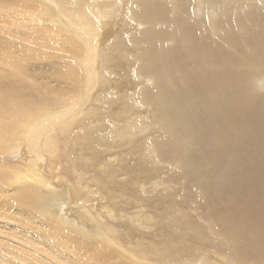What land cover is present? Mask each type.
I'll return each instance as SVG.
<instances>
[{"label":"bare ground","instance_id":"bare-ground-1","mask_svg":"<svg viewBox=\"0 0 264 264\" xmlns=\"http://www.w3.org/2000/svg\"><path fill=\"white\" fill-rule=\"evenodd\" d=\"M6 1L0 0V21L11 25L15 14L1 9ZM8 1L13 6L16 0ZM55 1L73 22L71 2ZM89 1L79 0L78 12L84 14ZM17 3L26 6L23 0ZM247 3L251 4L248 8ZM96 5L101 6V13L93 11L97 20L90 16L91 20L117 16L116 23L105 25L111 38L100 41L107 48L103 52L106 82L112 77L109 68L114 60L125 67L118 73L120 86L117 88V83L115 89L101 95L108 105L104 113L95 109L90 112L95 122L104 123L109 130L98 141L86 137L89 142L82 156L75 153L77 140L69 139V128L60 132L63 139L56 133L46 145V150L54 153L50 161L56 167L91 174L89 184L94 187L83 191L77 187L84 186H74L81 193L68 203L71 209L68 207L66 215L70 219L62 217L58 224L57 217L64 208L51 209L39 186L28 184L25 168L12 175L9 168H0V190L17 194L55 228L45 247H12L9 252L11 245L0 241V264H20L22 257V264L111 263L110 256L121 254L98 237L94 222L102 223L104 230L118 240L125 230L135 238L132 244L139 243L140 250H136L149 253L152 264H175L190 253L199 264H264V3L104 0ZM105 8L113 10L109 13ZM18 9L13 7L12 11L17 15ZM38 16L41 21L47 19ZM85 16L88 27L96 24ZM18 21L23 24L25 17ZM138 24L145 27L140 29ZM24 30L28 35L29 30ZM44 32L42 38L50 43L57 40ZM19 68V73H11L19 74V82L12 79L9 92L0 95V111L7 118L4 126L0 124L1 145L8 136L3 128L10 127V135L17 121H26L32 110L24 92L23 69ZM147 105L164 109L162 120L167 123L160 120L159 132L146 124L148 108L143 107ZM97 132L95 124L88 129V133ZM97 145L107 146L109 157L117 146L118 172L111 161L101 162ZM170 167L180 172L167 171ZM132 172L137 181L130 184L125 178ZM180 181L197 187V202L205 210L207 221L197 215L196 207H188L190 196H177L176 184ZM85 228L93 229L90 238L96 241L91 240L85 251L80 246L69 250L68 231L79 240L89 238ZM11 237L19 239L14 234ZM210 251L220 256L218 262L210 258L214 256ZM181 253L184 257H179ZM114 260L112 264H118Z\"/></svg>","mask_w":264,"mask_h":264},{"label":"rangeland","instance_id":"rangeland-1","mask_svg":"<svg viewBox=\"0 0 264 264\" xmlns=\"http://www.w3.org/2000/svg\"><path fill=\"white\" fill-rule=\"evenodd\" d=\"M23 1L26 6L17 3V0L14 1L12 6L7 0L2 3L3 6L1 7L2 11H5L3 13L15 15L11 25L6 22L4 23V21H0V95L4 92H9L7 89H10L9 85L12 79L19 82V74L16 76L11 73H19L17 68L22 67V78L26 85L24 92L26 93V98L31 103L32 110L28 115L30 117L26 118V121L23 119L17 121L10 134L11 136L9 135L10 127L3 128V133L8 136L5 137V142L2 145L0 143L3 147V151L0 152V165L2 163L4 164H2L0 168L4 166L9 168L11 175L25 168L29 177L28 184L35 183L39 186L38 191L44 196L45 202L50 205L51 209L64 208L61 209V213L56 220V223L59 224L62 217L70 219L66 215V210L69 208L71 209L68 203L72 202V199L76 198V195L81 193L79 190H83V188L86 187V190H84L87 191L88 187L92 189L94 186L89 184V176H91V174L70 173L62 166L58 165L56 167L55 164L50 161L54 153L47 151L46 145L49 139L56 133H58L56 136L58 139H63L64 136L60 134V132L69 128L71 130L69 139L77 140V150L75 153L82 156L85 155L83 150L85 143L87 144L89 140L98 141L100 136L104 134L105 131L109 130L108 126L103 127L104 123L95 122L90 112L95 109L98 113H104L108 105L101 98V95L108 90L115 89L117 83V88L121 84L119 82L118 73L123 71L125 67L116 60L113 61V64H111L109 68L112 73L109 82H106L104 79L103 67L105 66V59L103 58V52L107 48H103V45L100 43L102 40L108 42L111 38V34L107 32L105 25L107 23L109 24L108 26H110V24L113 25L112 23H116L117 16L112 15L115 16V18L110 15L108 16L111 23H109L108 18V21L106 19L102 21L99 20V22L91 20L90 18L92 16L94 17L93 13H101V6L98 8L96 4L104 1L91 0L89 4L87 3L85 6L87 11H85V13L88 16L85 17H87L91 24H96L88 27L89 23L83 18L85 13L82 14L78 12L79 0H68L75 9L73 22L71 19L67 18L66 13L59 8L55 0H39L40 2L37 0H34L35 2L33 0ZM258 2L263 4L264 0H258ZM250 6V3L245 5L247 8ZM13 7L14 9H16V7L19 8L15 11H17V15L22 12L21 15L17 16L16 13L12 11ZM112 10V8H105V11H109V13ZM36 12L40 14H38L39 16L37 15L38 17L46 16L47 21L43 19L41 21L37 18L36 14H33ZM19 17L23 18V20L25 17V22H23V24L19 23ZM75 19L77 20L75 21ZM95 19L97 20V18ZM35 20L39 21L35 22ZM43 21L48 23L44 22L45 24H43ZM36 23H39V25ZM41 23L43 24V29L48 26L44 31L47 33L49 32L48 36H53L57 39H54L56 42L53 41L50 43L48 39L42 38L45 32L43 29V32L38 30L40 26L42 28ZM35 26H37V28ZM137 26H139L140 29L145 27V25L142 26L139 24ZM3 27L7 31H5ZM23 28L26 29V31L29 30L30 34L27 31L28 35H25L26 32ZM32 28H34V30H31ZM59 35H63V37L60 39ZM19 36L20 38H18ZM24 40L32 44H28L27 41ZM70 43L72 45H70ZM20 45H22V50H19L21 49ZM24 45L25 48L23 47ZM39 45L41 47H39ZM16 46L18 47L17 50ZM37 50L40 51V53ZM18 51L21 53V56H19ZM26 51H28V53ZM130 51H133L132 47ZM26 53L28 55L27 58H25ZM5 55L6 57H4ZM11 58H13L14 61H12L13 59ZM147 84L151 85L152 82L147 81ZM143 108H148L147 118H145L146 124L151 128L157 129L159 132L158 125L160 124V120L163 123H167L166 119L162 120L164 109H153L151 105H147ZM3 112L0 111V124L4 126L7 118L4 119L5 115ZM8 121L14 122V120L11 119ZM94 124L97 125L98 132L94 134L88 133V129H91ZM1 131L2 128L0 127V132ZM159 136H164V129L160 132ZM96 148L100 155L101 162L111 161L114 164L115 171L118 172L119 155L117 153V146L114 148L112 157L108 156L107 146L97 145ZM133 160L136 163L137 158L135 155H133ZM20 166H23V168H20ZM167 171L180 172L176 171L174 167H170ZM13 176L17 177L16 175ZM125 179L130 184L137 181L134 172ZM74 186L84 187H77L79 188V190H77ZM176 188L179 198L191 197L188 207H196L197 215L203 216L207 221L206 216H204L205 210L200 208L197 202V187L188 185L185 181H180L176 184ZM90 189H88V191H90ZM72 219L74 220V217H72ZM84 219L88 218L84 217ZM93 227L99 238L102 237L104 240L106 239L105 241L108 246L110 245L109 247L116 251V254H121L118 256L114 255V257L113 255L110 256L109 262L111 263L108 264L113 263L111 259H115L114 262L116 261L118 264H125V260H127V264L129 262V264H152L151 261H149V253L146 251L139 252L138 250L140 249L137 246L139 243L132 244L135 238L129 236L125 230H121L118 240L104 230L102 223L94 222ZM77 228L78 227H76V229ZM92 230L85 228L84 233L89 238L79 237V240L74 238L75 235L68 231L70 234V240L67 243L69 250H73L76 246H80V250L82 251L89 248L91 240L92 243L96 241L90 238ZM54 231L55 228L53 225H51L48 220H45L40 214V211L30 204L23 202L21 199H18L17 194L0 190V241L11 245L8 250L9 252L12 247L28 249L33 246H48V237L54 236ZM12 234H14L15 238L19 239L15 241L11 237ZM158 242H160V240H158ZM210 252V256H215L210 258H216L213 260L218 262L220 256L214 254L212 251ZM182 256L184 257V253L179 255V257ZM117 257H119V260ZM122 257L124 258L123 260ZM22 262L23 257L20 260V264H22ZM175 264L199 263L195 260L192 253H190L184 258L177 259Z\"/></svg>","mask_w":264,"mask_h":264}]
</instances>
